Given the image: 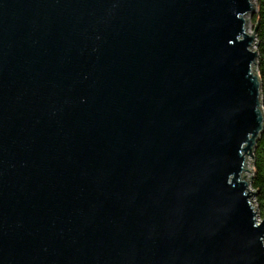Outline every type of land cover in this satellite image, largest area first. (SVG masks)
Wrapping results in <instances>:
<instances>
[{
	"label": "water",
	"instance_id": "1",
	"mask_svg": "<svg viewBox=\"0 0 264 264\" xmlns=\"http://www.w3.org/2000/svg\"><path fill=\"white\" fill-rule=\"evenodd\" d=\"M255 6L0 0V264H264Z\"/></svg>",
	"mask_w": 264,
	"mask_h": 264
},
{
	"label": "trees",
	"instance_id": "2",
	"mask_svg": "<svg viewBox=\"0 0 264 264\" xmlns=\"http://www.w3.org/2000/svg\"><path fill=\"white\" fill-rule=\"evenodd\" d=\"M259 12L254 17L255 29L259 41L258 50V73L262 85V105L264 110V0H255ZM254 171L251 187L257 192L255 204L259 210L260 217L264 218V129L254 149Z\"/></svg>",
	"mask_w": 264,
	"mask_h": 264
},
{
	"label": "rangeland",
	"instance_id": "3",
	"mask_svg": "<svg viewBox=\"0 0 264 264\" xmlns=\"http://www.w3.org/2000/svg\"><path fill=\"white\" fill-rule=\"evenodd\" d=\"M254 1V3H255V8H254V11H252V12H250L249 14H248V16L247 17H245L246 18V20H247V32L249 33V34H253L254 33V30H255V22H254V17L256 16V14H258V12H259V8H258V5H257V3H256V1L255 0H253ZM257 32V31H256ZM254 35H257V33L255 34L254 33ZM252 48H253V50H255V51H257L258 52V50H259V41H258V38H257V36H255V39H254V42H253V45H252ZM257 65L255 66L256 67V70H257V72H258V63H256ZM247 167H248V169H250V171H248V172H246L245 174L247 175V178H246V180H248V182H250L249 183V187H250V189L252 188L251 187V180H252V177H253V171H254V159H252L251 157H248V159H247ZM255 201H256V196L253 198ZM256 204H257V201H256ZM261 219H263L262 217H260Z\"/></svg>",
	"mask_w": 264,
	"mask_h": 264
},
{
	"label": "bare ground",
	"instance_id": "4",
	"mask_svg": "<svg viewBox=\"0 0 264 264\" xmlns=\"http://www.w3.org/2000/svg\"><path fill=\"white\" fill-rule=\"evenodd\" d=\"M248 15H246V17H247ZM249 32V31H248ZM247 32V33H248ZM248 167H247V164H246V169H247ZM246 172H248V170H246L244 173H243V177H244V174L246 173ZM246 178H247V175L245 174V178H244V180L246 181V182H248V180H246Z\"/></svg>",
	"mask_w": 264,
	"mask_h": 264
},
{
	"label": "built area",
	"instance_id": "5",
	"mask_svg": "<svg viewBox=\"0 0 264 264\" xmlns=\"http://www.w3.org/2000/svg\"><path fill=\"white\" fill-rule=\"evenodd\" d=\"M254 204H255V201H254ZM256 205V204H255Z\"/></svg>",
	"mask_w": 264,
	"mask_h": 264
}]
</instances>
